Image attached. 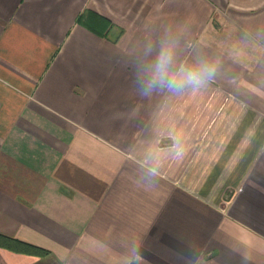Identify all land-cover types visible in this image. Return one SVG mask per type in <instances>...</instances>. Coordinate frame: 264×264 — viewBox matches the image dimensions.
Instances as JSON below:
<instances>
[{
  "label": "crops",
  "instance_id": "crops-1",
  "mask_svg": "<svg viewBox=\"0 0 264 264\" xmlns=\"http://www.w3.org/2000/svg\"><path fill=\"white\" fill-rule=\"evenodd\" d=\"M162 45L215 74L145 95ZM0 239V264H264V0H0Z\"/></svg>",
  "mask_w": 264,
  "mask_h": 264
},
{
  "label": "clouds",
  "instance_id": "clouds-1",
  "mask_svg": "<svg viewBox=\"0 0 264 264\" xmlns=\"http://www.w3.org/2000/svg\"><path fill=\"white\" fill-rule=\"evenodd\" d=\"M174 63V52L171 46L162 45L154 61V70L150 73V78L144 81L146 85L145 95L148 90L160 86L169 90L180 92L186 88L193 90L201 87L205 81L215 74L214 66L200 62L195 67H185L179 75L172 73ZM181 153L177 152V156ZM155 170L150 174V178L155 179Z\"/></svg>",
  "mask_w": 264,
  "mask_h": 264
},
{
  "label": "trees",
  "instance_id": "trees-1",
  "mask_svg": "<svg viewBox=\"0 0 264 264\" xmlns=\"http://www.w3.org/2000/svg\"><path fill=\"white\" fill-rule=\"evenodd\" d=\"M0 240H4V239H0Z\"/></svg>",
  "mask_w": 264,
  "mask_h": 264
}]
</instances>
